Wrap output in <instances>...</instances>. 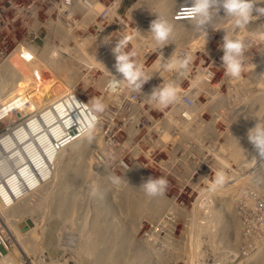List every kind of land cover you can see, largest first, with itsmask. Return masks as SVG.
<instances>
[{
	"label": "rangeland",
	"instance_id": "1",
	"mask_svg": "<svg viewBox=\"0 0 264 264\" xmlns=\"http://www.w3.org/2000/svg\"><path fill=\"white\" fill-rule=\"evenodd\" d=\"M101 1L111 3L117 1L116 3H118L120 0ZM134 1L121 0L119 14L113 16L110 24L103 26L106 29L95 25L96 23L91 20L92 16L89 20L82 22V25L72 26V28L76 27V34L71 32L73 34H71L72 38L67 35L64 39L55 40L51 38L46 42V48L51 51L53 46L60 53L59 55L49 54L52 58L47 59L67 60L75 69L74 75L68 84H65L57 70L53 69L49 65L50 63L45 61V56L39 57L38 54L33 55L31 53L28 62L23 61L24 67L22 66L23 64H20L22 62V60L20 61L21 58L15 57L13 61H15L16 66L12 67L14 69L13 72H16L15 74L19 73L21 80H23L22 75L25 78L28 77L27 80L30 82V87L33 83L35 86H42L48 82V84H53L51 78L54 79V82L56 81L69 87V92L66 93V97L62 99L59 105L62 110L59 115H63V127L67 125L69 120L73 119V116L75 120H73V126L68 131L64 130L63 133L67 132V135H70L77 129L78 131L79 129L84 130L90 120L94 121L95 124L100 122V127L97 130H95V127L93 129L95 132L101 130L99 135L96 133L92 135V137L98 135L97 147L94 145V147L91 146L92 148H84L76 160L78 163H75L76 166L80 167L86 162L88 176L85 179H90L93 173L97 175L99 167H102L99 165H103V162H106V166L110 168L116 177H121L128 170V167L137 160L139 168L136 174L142 181H146L149 177H163L166 179L167 186L162 192L166 203L157 216L153 217L141 213L142 216L140 215L138 220L134 222L131 219L124 221L125 235L132 237L139 247L146 252L149 259L148 264H159L158 260L161 257L168 259L167 264H240L246 259H251V256L254 258V254L264 248V158L261 159V157L257 156L249 142L245 144L244 151L242 149L239 151L240 156H236L234 154L236 151H233L234 145L223 135L237 128L233 122L234 117L247 114L252 109L256 110L254 122L256 123V120H258L260 123H264V13L259 10L254 12L251 22L246 28L233 30L230 27L232 18L222 12V15L214 16L210 25L206 27V42L203 38L204 34L200 30L195 35V38H198L194 39V45L192 43L193 39H180V42L178 40L179 44L169 43L160 50L166 51L168 48L174 47L177 52L173 54L167 53L165 56L167 59L190 54L192 63H195H191L190 70L185 75L160 67V70L157 71L162 77L155 76L154 73L149 79V81L154 82L160 79H166L167 82H175L182 100L190 99L195 106L194 110L190 111L188 115L191 119L184 121L176 117L172 121L165 123L164 128L170 129V132L161 130V132L165 133L164 138L168 135L163 144L167 143L165 144L167 147L174 149L183 145L180 147L179 152L187 157L189 156L188 160L192 162V165L187 168L178 166L176 171L182 176H177L172 167L165 166L163 168L159 166L156 163L154 154L146 152L148 145H151L150 139L152 141L155 139L154 133L147 128H140L137 136L132 137L135 147H133L134 145L128 136L127 130L134 128L131 126L133 121H129V118L134 120L133 113L130 112L129 108L134 107L133 103L137 102L138 107H135L136 110L141 112L146 109L149 116L153 111L148 107L149 105L141 103L143 100L147 101L148 98L131 91L127 86V82L120 80L122 79L121 74H111L110 71H105L100 65L101 58L105 55V52L112 51L116 40L124 35L132 34L135 28L139 29L143 35L128 45L129 50L133 46L138 49L139 54L134 59L145 70H148L153 60L156 59L157 54L151 53L154 47L151 33L148 30L143 31L142 28L144 26L149 28L151 21L156 17H160L161 14L156 7L148 8L144 9L140 14H136L138 18L140 17L137 20L132 17L130 12V7ZM256 6L257 9H264V0H257ZM118 18L124 20L123 25L118 26L116 24ZM225 32L232 38L243 39L247 46L244 55V71L239 80L231 79L224 75L220 59L223 53L219 46L223 42ZM42 43L43 40H39L37 44ZM94 46L99 47L92 50L91 48ZM208 46L213 53L208 51ZM53 47L52 50H54ZM179 52L182 56L179 55ZM198 62L201 63L204 69L201 73L206 71L208 73L212 70L213 78L210 80L211 82L205 80L207 74L200 75L199 69L195 67ZM16 68L21 69L15 70ZM2 74L3 72L0 73V77ZM112 75L116 78L115 81L112 80L114 78ZM196 79L201 82L193 87L192 81ZM110 83L115 86L110 88ZM0 86H3V83H0ZM36 88L32 87L31 91L35 94V97H39L41 94L37 93ZM152 89L145 83L141 93L149 95ZM259 94L262 95V98L258 96ZM134 96L138 98L137 101ZM94 97L101 98L106 105L103 113L90 111L91 101ZM173 107L174 105H170L167 109L172 111ZM68 112L72 114V118ZM22 114L25 116L27 113L22 111ZM243 119L240 118L238 123ZM143 120L140 124L143 123ZM202 120L203 123L204 121L212 122L215 129L213 133L201 130L200 124H203ZM144 125L150 128L153 127L151 122L147 120L144 121ZM159 126L160 124H157L154 129H159ZM135 127L137 128V125ZM108 138H111L110 141L113 143L110 148L104 143H107ZM127 138L132 143H130L131 145L125 142ZM26 142L28 140L21 142L20 145L26 144ZM241 142V138L237 136L234 142L235 146H238L237 144ZM28 143L33 145L31 141ZM197 143L201 144L203 148L199 152H197L198 150L195 151L193 145H189ZM85 150L87 151L85 152ZM150 150H153V148ZM68 160L71 161L68 155L64 154L61 160L58 161L57 166L61 167L63 165L65 170L66 168L69 169L73 163L70 161L68 163ZM62 161L64 162L63 164ZM95 162L99 164V167L96 166ZM217 173L223 175V184L216 186L214 190H210L215 182ZM197 175H199V179H197ZM66 179L63 178L64 181ZM187 180H194V182L190 183ZM81 185L79 184L78 188L84 187V185ZM119 187L120 185L111 183L104 194L105 199H103L111 204L113 220L116 223L123 222L122 208H116L118 199L116 194L118 189L119 192L121 189ZM114 191H116L115 194ZM91 194L87 191L80 192V196L84 200L82 206L81 203L78 204V211L77 208L66 209L63 212L60 211L61 214H55L50 207L45 205L44 196L41 192L35 191L33 193L32 197L29 198L30 200H28L29 204L37 212L38 210L40 212L41 209L40 213L46 206V218L45 216L36 215L39 220L35 218L36 227L31 237L22 245L20 244V246L14 244L15 249H12L22 257L23 264H37L41 259L45 260V264H105L95 254H90L83 247H80L82 246L80 242L84 240L83 236L85 234L80 235L78 221L84 219L88 224L92 218L94 196L96 195L92 194L91 196ZM111 197L112 199H109ZM222 199H227L228 207L230 205L228 211L225 210L226 208L222 209ZM95 202L98 203L96 205L100 206V199H95ZM0 210V213H3L1 208ZM221 210L222 217H224L221 222L224 223L225 219L230 216H234L233 218L237 221V229L228 228L226 235L223 234L222 236L224 237L222 238H220L222 233L218 229L219 226L217 224L219 222L215 215ZM229 211L231 212L229 213ZM225 212L227 215H224ZM67 220L69 223H67ZM208 224L209 227H206ZM0 225L6 231L9 228L7 222H0ZM203 228H208V230L203 231ZM61 232L62 234H60ZM77 238L80 239L77 240ZM202 238H206L208 250L209 247L211 249L206 257L202 255L203 252L199 246ZM23 239L22 237L21 240ZM144 239L150 240L151 243L144 245ZM11 244H13V240ZM33 247L34 249H31ZM23 252L24 254H22ZM71 252L74 253L72 254L73 256ZM253 252L255 253L253 254Z\"/></svg>",
	"mask_w": 264,
	"mask_h": 264
},
{
	"label": "bare ground",
	"instance_id": "2",
	"mask_svg": "<svg viewBox=\"0 0 264 264\" xmlns=\"http://www.w3.org/2000/svg\"><path fill=\"white\" fill-rule=\"evenodd\" d=\"M83 1L86 0H75V2L74 0H48V8L65 7V10L68 12L69 17H77V16H82L83 14ZM190 4H191V0H135L130 7V12L132 17L138 20L140 19V17L138 18L136 14L142 13L144 9H148V8L152 9L153 7H156V9H158L159 13L161 14L160 17L166 18L173 25L174 32L171 38L172 44H179L178 40L180 42V39H193L192 43L194 45L195 44L194 39L198 38V37L195 38V35H197V33L200 30L194 27V22L184 19L181 14L182 7L190 6ZM222 12L224 13L223 9L221 8L220 12L217 13V16L222 15ZM57 29L67 30V23L64 20H54L52 21V25L48 26V31H44L43 33L41 32V28L37 27V23H28L27 26L24 28V36H22V46H29V42H32L33 44H37L39 40H43V43L40 45L41 53L39 54V57L45 56L44 58L45 61L49 62L50 63L49 65H51L53 69L57 70V72L59 73L65 84L66 83L68 84L71 81L75 72V69L73 68L71 63L63 59H61L60 61L55 59H47V58H52L49 54H52L53 50L52 47H51V51L50 49L46 48L47 45L46 42L51 38L53 39V33H57ZM148 29H149L148 26L146 27L144 26L142 28L143 31ZM207 48H209L208 51H211V53H213V51L209 46ZM59 54H60L59 52H54V55H59ZM101 59L102 60L100 61V65L105 71H110L111 74H119L115 71L114 68L115 58L112 51L105 52V55ZM20 64L21 65L23 64L22 65L23 67L25 65L23 63V60L22 62H20ZM15 73L12 71L10 66L7 65V70L6 71L4 70L2 76L0 77L1 78L0 83H3V86H0V126H1L0 128L8 132V139L10 140L11 143H14V144H8L7 146H0V183L3 182L2 200H3V208H4L3 209L0 206V208L3 210V213H0V218H2L4 222H7L9 224L8 230L10 232L8 230L7 231L11 234L9 240L11 249L8 248L6 255H4L0 259V264H23L22 257H20L19 253L14 251L12 248L15 249L14 244L16 246H20V244L22 245V243H25L26 240L31 237V234H33V231L36 227L35 218L39 220V218L36 217V215L45 216L46 206L50 207L51 211L53 210L55 214H61L60 211L63 212V210L66 209L72 210L77 208L78 211V206H79L78 204L81 203L82 206V202L84 200V198L82 200V197L80 196L81 191H87L96 196H94V202H93L94 207L92 210V218L90 222L87 224V222L84 219L80 220V218H79L80 221H78V226L80 227V231H79L80 235L82 236L85 234L83 236L84 240H81L80 242V244L82 245L80 247H83L84 250L90 254L91 253L95 254L97 258L105 264H148L149 259H148V255H146V252L139 247V245L132 237L128 236L129 237L128 238L127 235H125L124 221L131 219V221L134 222L138 220V217L141 215V213L156 217L157 214L160 212V210L163 209L166 203L163 194L149 196L145 193L144 189L140 187V185L145 181H142L139 178V176L136 174V171H138L139 168L138 160L134 161L132 165L128 167V170H126L123 176H121V180L119 183L113 182L112 178L116 176L110 170V168L106 166V162H103L104 163L103 165H99L95 162L96 166L99 165L102 167L98 166L99 171L97 175L93 173V176L90 179H85V177L88 176L87 166L85 164L86 162L83 163V166L80 167L76 166L75 163L77 162L76 160L78 159L80 153L84 148L85 149L86 147L90 148L91 146L94 147V145L97 147L96 141L98 139V135L101 130L99 132L98 131L95 132V130H97V128L100 127L101 125L100 122L99 123L97 122L95 124L96 129L93 130L92 132V135L93 133H96L98 135L93 136L91 140H89L88 136L84 133V130L82 129L81 130L79 129L80 132L77 129L75 130V132H72L70 135H67L68 133L64 132L65 135H63L64 134L63 131L64 130L68 131V129L74 124L73 120H75L73 116V119L69 120L67 125L63 127L64 125L62 122L63 115L61 114L62 117L59 115V113L62 111L59 105L61 104L62 99L66 97V93L69 92L68 90L69 87L65 86L62 83H58L56 81L54 82V79L51 78V80H53L52 81L53 84H48L49 83L48 82L42 86L40 85L35 86V84L33 83L32 86L28 89V91L24 92L25 91L24 85L27 83L24 82V80H21V77L18 75L19 73L18 74ZM212 76L213 75L211 70L207 73L208 82L213 78ZM27 78L28 77H26V79ZM156 86L157 85H150V88H154ZM32 87H37L36 91L37 93L41 94L40 97H35V94L32 93L31 91ZM141 95L144 97L148 96L147 94H142V93ZM258 96H261L262 98L261 94H259ZM174 107H176V104L174 105ZM150 109L158 110L159 108L156 107L154 102H151ZM129 110L130 112L133 113L132 116L134 117V120L130 119V121H133L131 126L134 128L130 129L129 131H136L139 128H144V121L149 119V116L147 115L146 112L147 110L145 109L142 110L141 112L136 110V108H130ZM22 111L26 112L27 114L24 116L22 114ZM8 113H11L13 117L7 118L6 115ZM68 113L71 114L70 112ZM255 113L256 110L252 109L247 114H242L237 117H234L233 122L235 123L237 128L234 130H230L228 133H225L223 135V137L226 136L229 139V142H231L234 145L233 151H236L234 153L236 156L237 155L240 156L239 151H241V149L243 150V148L246 147L245 144L249 142L247 139V131L248 129L254 127V125L256 124L254 122ZM71 118H72V114H71ZM240 118H244L243 119L244 121L242 120L240 123H238ZM142 119H144L143 123L140 124ZM246 119H248V121H246ZM136 125L137 128L135 127ZM8 126L9 128L6 129V127ZM200 127L201 130H204L207 133H213V131L215 130L212 122L209 121H204L203 124H200ZM18 130H19V134H18ZM137 134L138 133L136 134L132 133V137H136ZM237 136L241 138L242 142L240 144H237L238 146H235L234 142ZM26 140H28V142L31 141L33 145L28 142H26V144L20 145L21 142L23 141L25 142ZM49 141L51 142L50 144L52 149L45 147V145H47ZM182 146L183 145H180V147ZM133 147H135V145ZM180 147H177V149L172 148L173 154H181L179 152ZM86 151L87 150H85V152ZM64 154L68 155L69 159H71V161L68 160V163L70 162L73 163V165H70V168L69 169L66 168V170L65 167H63V165L61 167L57 166L58 161L61 160V157ZM38 158H44V161H40ZM45 162L51 174L50 178L42 182L40 188H37L34 191H30L27 194V196L23 197V190H25V182H17V189H13V182H4V179L12 175L11 174L12 172L13 174L16 175L21 174L23 164L28 165V169L35 170V167H37V171H35L36 174L44 173ZM63 163L64 162L62 161V164ZM10 165L13 166H12V170L9 171ZM63 178H67L66 181H64ZM111 183L120 185L121 187L120 192L118 189L119 193L117 192L116 194V197L118 198L116 202V208L117 209L120 207L122 208L121 209V214L123 217L122 223H116L113 220L111 204L108 201L103 200L105 199L104 194L106 193V190ZM79 184H82L81 186L84 185V187L78 188ZM28 186H36V176H28ZM28 189L27 191H29ZM35 191L41 192V194L44 196L43 198L46 206L43 208L42 213H40L41 209L40 212L39 210L37 212L36 209L33 206H31L28 202V200H30L29 198L32 197ZM115 193L116 191H114V194ZM97 198L101 200L100 206L96 205L97 202H95V199ZM109 199H112V197ZM226 201L227 199H222L221 205H222V209L226 208L225 210L228 211L230 205L228 207ZM86 209H87V204H86ZM230 212L231 211H229V213ZM215 215H216V219L220 223V224L216 223L219 226L218 229L222 233L220 238L224 237L222 236L223 234L226 235L228 228L233 227L235 230L237 229V221L236 219L233 218L234 216L233 217L228 216L229 218L225 219V222L223 223L221 222L223 220L222 218H224L222 217V210L216 213ZM224 215H227V213L225 212ZM50 216L52 215L50 214ZM26 219H30L32 221V225L29 226L27 229H22V227H20V224ZM67 223H69L68 220ZM206 227H209V224ZM202 230L203 231L208 230V228H203ZM60 234H62V232ZM22 237L24 238L23 240H21ZM11 239L13 240V244H11L12 242ZM79 239L77 238V240ZM149 242L150 240L148 241V239L143 240L144 245H148ZM199 246H200V250L203 252V254L202 253L201 254L206 257V255L209 254L211 250L210 247L208 250V242L206 238H202L200 240ZM261 248L263 247L261 246ZM31 249H34V247ZM68 251L70 252V250ZM254 253L255 252H253V254ZM22 254H24V252ZM72 254L74 253L71 252V255ZM20 255H21V251H20ZM254 256H255L254 258L253 256H251V259L249 260L246 259L244 262H241L240 264H264V248L261 249L260 251H257L254 254ZM167 260L166 258L161 257L159 258L158 261L159 264H167ZM37 264H41L40 260L39 263Z\"/></svg>",
	"mask_w": 264,
	"mask_h": 264
},
{
	"label": "built area",
	"instance_id": "3",
	"mask_svg": "<svg viewBox=\"0 0 264 264\" xmlns=\"http://www.w3.org/2000/svg\"><path fill=\"white\" fill-rule=\"evenodd\" d=\"M120 2L121 0L118 3H116V1L111 3V2H102L101 0H86L83 1L82 16L69 17L68 12L65 10V7L48 8V0H0V73L4 72V70L5 71L7 70V65L10 66L12 71L14 70L12 67H14V65L16 66L15 61H13L15 57L21 58V60L28 62V60L31 57V53H33V55L38 54V56L41 53L40 52L41 44L35 45L32 42H29V46H22V36H24V28L27 26L28 23H37V27H40L41 31L44 32V31H48V26L52 25V21L64 20L67 23V30L57 29V33H53V39L61 40L64 39L67 35H70V37L72 38L71 34L72 33L76 34V27L82 25V22L84 23V21L89 20L92 16L93 18L91 20L93 23H96L95 25L103 27L104 25L110 24L113 16L119 14ZM116 24H118V26L123 25L124 20L118 18ZM74 25L76 27L72 28V26ZM103 29H106V27H103ZM97 47L99 46H94L91 49L94 50ZM53 49H54L53 53L59 52L57 48L53 47ZM161 52H162L163 60L165 61L162 62L160 67H163L162 65L166 64L167 62L166 61L167 58L165 57L167 53L173 54L177 51L176 48L171 47L168 48L166 51H161ZM179 55L182 56L180 52ZM150 66L148 67V70H150ZM160 67L157 69L158 71L160 70ZM195 67L199 69L200 75L207 74V71L201 73V71H203L204 69L200 62H198V64ZM17 69L18 68H16L15 70ZM158 71L157 73H155V76H159L161 78L162 76L158 74ZM22 79L24 80V82L27 83L24 85L25 88L24 92H27L28 89L30 88L29 86L30 82L25 78L24 75H22ZM112 80L115 81V78H112ZM205 80L207 81V76L205 77ZM162 83H167V80L160 79L159 81L156 82L148 81L146 84L147 86L150 87V85H160ZM134 99L136 101L138 100L136 96H134ZM151 102L153 101L148 99L147 101L143 100L141 103H143V105H149L148 107L150 108ZM133 106L134 107H130V108L138 107L137 102H134ZM194 108L195 106L193 105V101L190 99H186V100H181L180 103L176 104V107L172 108V111L171 109H167V108L151 110L153 111V113L149 115V119L147 121L151 122L153 127L150 128L144 125V128L150 129V131L155 134L154 135L155 139L153 141L150 139L151 145H148L146 152L154 154L156 163L159 166L163 168L165 166L172 167L174 172L177 174V176H182L179 172L176 171L178 166L187 168L189 165H192V162L188 160L189 156L187 157L185 154H173L172 148L167 147L165 145L167 143L163 144L164 140L167 138L168 135L164 138L165 133L161 132V130H164L165 132H170V129L164 128L165 123L172 121L176 117L179 120H184V121L191 119L188 117V115L190 111L194 110ZM155 113H157V115H155ZM172 114H174L175 116ZM6 117L12 118L13 115L11 113H8ZM157 124H160V126L159 129L155 130L154 128ZM8 128L9 126L6 127V129ZM139 129L137 131H129L126 129L131 142H132V133H138ZM18 134H19V130H18ZM110 139L111 138H108L107 141V143L109 144L105 142L106 146L109 148L110 146L113 145ZM125 142L131 145L130 144L131 142L129 141L128 138L125 140ZM8 144H14V143H11L10 140L8 139V132L0 128V146H7ZM189 145H193L195 151L198 150L197 152L203 149L201 147V144L199 143L189 144ZM45 147L52 149L50 142H48V144L45 145ZM151 148H153V150H150ZM38 159L40 161H44V158H38ZM44 164H45V172L37 173V174L35 172L37 171V167H35V170L28 169V165L23 164L21 174L16 175L13 174L12 172L11 176H8L6 179H4V182H13V189H17V182H25V190H23V197L27 196V194L30 191H34L37 188H40L41 183L49 179L50 171L46 165V162ZM12 166L13 165H10L9 171L12 170ZM28 176H36V186H28ZM197 179H199V175H197ZM187 182L193 183L194 180H187ZM2 183L3 182L0 183L1 207H3ZM27 189L29 191H27ZM0 222L4 223L2 218H0ZM9 240H10V236L8 232L6 231L5 228H3L0 225V259L4 255H6L8 248L11 249ZM40 262L41 264L46 263L45 260L43 259H41Z\"/></svg>",
	"mask_w": 264,
	"mask_h": 264
},
{
	"label": "clouds",
	"instance_id": "4",
	"mask_svg": "<svg viewBox=\"0 0 264 264\" xmlns=\"http://www.w3.org/2000/svg\"><path fill=\"white\" fill-rule=\"evenodd\" d=\"M257 0H191L190 6L182 7V16L188 21L194 22V27L201 30L204 34V41L206 42L207 31L206 27L210 25L214 16L222 8L225 15L232 18L231 29L246 28L251 22L253 13L264 9H257ZM225 31V30H224ZM148 32L151 33L154 47L151 53H158L150 70L137 63L134 59L138 56V49L133 46L130 50L128 45L132 44L138 37L142 36L140 30L135 28L132 34L124 35L116 40L112 52L115 58V71L122 75V79L127 82V86L131 91L137 93L142 92L143 85L149 81L157 69L161 66L163 60L162 52L160 51L169 43H172V36L174 32L173 25L164 17H156L151 21ZM205 44V43H204ZM222 50L221 62L224 69L225 77L239 80L244 71V55L246 51V44L243 39L232 38L225 32L223 42L219 46ZM163 67L168 71H174L180 75H185L190 70L192 63V56L186 54L178 58H168ZM113 76V75H112ZM114 77V76H113ZM115 78V77H114ZM116 79V78H115ZM201 81L199 79L193 80V87L197 86ZM115 85L109 84L110 88ZM147 98L153 101L157 108L164 109L170 105H175L181 102L182 96L178 90L175 82L169 81L154 87ZM106 105L99 97L92 98L91 112L103 113ZM95 127V122L90 121L88 126L84 129V133L91 140L92 132ZM247 139L253 146L258 157L264 158V123L256 122L254 127L248 129ZM114 183H119L121 177H113ZM224 177L221 173L216 174L215 182L210 190H214L216 186L222 185ZM167 186V181L163 177L153 178L149 177L143 182L142 187L145 193L149 196L162 194Z\"/></svg>",
	"mask_w": 264,
	"mask_h": 264
},
{
	"label": "water",
	"instance_id": "5",
	"mask_svg": "<svg viewBox=\"0 0 264 264\" xmlns=\"http://www.w3.org/2000/svg\"><path fill=\"white\" fill-rule=\"evenodd\" d=\"M31 225L32 221L30 219H26L20 224V227H22V229H27Z\"/></svg>",
	"mask_w": 264,
	"mask_h": 264
}]
</instances>
